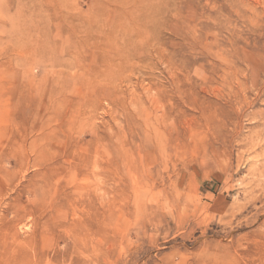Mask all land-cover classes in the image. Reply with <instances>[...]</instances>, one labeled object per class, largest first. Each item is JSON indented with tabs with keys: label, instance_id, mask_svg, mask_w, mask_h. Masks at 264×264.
<instances>
[{
	"label": "rangeland",
	"instance_id": "obj_1",
	"mask_svg": "<svg viewBox=\"0 0 264 264\" xmlns=\"http://www.w3.org/2000/svg\"><path fill=\"white\" fill-rule=\"evenodd\" d=\"M0 264H264V0H0Z\"/></svg>",
	"mask_w": 264,
	"mask_h": 264
}]
</instances>
